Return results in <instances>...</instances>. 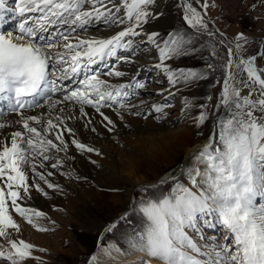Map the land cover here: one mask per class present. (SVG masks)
<instances>
[{
	"label": "snow or ice",
	"instance_id": "6c2138e0",
	"mask_svg": "<svg viewBox=\"0 0 264 264\" xmlns=\"http://www.w3.org/2000/svg\"><path fill=\"white\" fill-rule=\"evenodd\" d=\"M154 2L15 0V6L9 9L5 0H0L3 264L37 259L31 255L32 245L11 238L9 229L18 234L19 226L10 208L37 231H47L32 219L44 214L21 203L31 198L30 187L43 191L35 181L29 184L28 172L49 189L58 187L46 179V175H53L51 171L45 174L38 169L64 166L69 149L65 135L76 149L101 155L76 138L72 122L91 124L92 115L86 109H93L102 118L103 127L112 132L115 122L103 109L112 110L121 121L124 114L143 116L142 111L134 110L142 108L143 102L137 105L134 101L147 85L139 79V70L123 82L127 73L118 67L121 61L134 63L132 54L141 44L158 50L159 63L154 67L162 71L176 92L216 72L222 78L221 91L211 105V113L208 104L183 101L182 114L188 113L196 126L213 120L207 142L191 155L178 175H166L156 184L141 186L132 206L105 229L114 238L103 245V251L142 253L146 259L136 264H264V69H257L256 56L243 58L247 45L243 34L234 47L222 39L218 43L202 40L217 33L208 28L204 16L190 3L184 4V20L191 31L181 29L157 39L158 33H148L144 28L159 15L152 10ZM207 7L205 3L203 8ZM9 19L16 20L15 32L5 27ZM101 25L111 34L89 32L91 27ZM197 52H206L200 56L202 71L173 69L167 63ZM169 96L175 93L170 91ZM212 99L211 95L207 97L209 102ZM171 106L166 101L151 105L150 110L163 113ZM193 107L201 109L194 117ZM216 224L226 230L224 243L210 241L203 234V227ZM96 262L93 255L88 264Z\"/></svg>",
	"mask_w": 264,
	"mask_h": 264
},
{
	"label": "rangeland",
	"instance_id": "374dc122",
	"mask_svg": "<svg viewBox=\"0 0 264 264\" xmlns=\"http://www.w3.org/2000/svg\"><path fill=\"white\" fill-rule=\"evenodd\" d=\"M189 1L193 4V6L204 12V19L208 23V28L212 32L216 33V28H218L221 32L225 33L228 38L235 44L237 43V37L240 34H243V37L247 41L246 49L242 53L243 58L248 59L252 56H256V67L259 70L264 69V55H262L264 54V0ZM205 3L208 5L206 10L203 8V5ZM151 7L153 12L156 13V9L153 7V5ZM160 11L162 17L165 18L166 16H168V18L173 19L172 24H170L168 28L162 31L154 32H150L148 30V24L155 20L158 15H156L154 19H150L149 22L144 25V28L148 33L159 34L157 39L167 38L170 33L181 29L185 31H191L184 20V3H182L180 0H175V5L171 9H167L162 5V9ZM136 39L139 40L140 38L137 37ZM201 39L205 41L208 39H212L213 41L218 43L222 38L217 34L212 38L205 36L201 37ZM142 47L140 48L143 49V51L147 54L146 56H153L149 59L150 61L159 63V53L154 46L148 45L147 48L142 45ZM137 48L138 47H136V49ZM201 55H206V52H197L195 55L190 54L188 56L177 57L173 60L167 61V63L173 69L193 68L197 71H202L204 70V62L200 59ZM128 65L131 67L134 64L129 63ZM152 68L153 64H151L150 66V69ZM128 74V78H130L131 73ZM161 78H164L165 83L162 79H155L157 82L161 81L159 82V84L145 83L147 85V94H144L141 97H137L134 101V103L137 105H140L141 102H143L142 108L134 109L142 111L143 116L131 115L130 117L135 118L133 120H136L141 126L142 130H144L150 125L152 126L153 124L151 123H154L156 126H161L163 123L174 119L175 116L180 113L182 115L181 117H184L186 119L185 123H187V121H190L189 126L191 124L190 127L194 132L191 137L194 147L196 145H201V143L207 141L210 136L209 133L210 131H212L213 120L209 119L204 125L199 127L196 126V124L192 122L193 120L189 118L188 113H183L184 115L182 114L183 101L187 99L189 101H192L195 105H200L196 104V102L193 101V98L198 95V92L201 94H206L207 96L211 95L213 97L212 101H207L206 103L208 104L207 111L211 113L213 111L211 105L216 103L217 94L221 91L222 78L220 76V73H213L209 79L194 83L189 87H181L179 92H175V90L174 97L169 96V92L171 90L167 89H164L162 91L163 93L161 92L162 95L158 94L156 90L160 89L163 85H166L169 82L165 75ZM110 79H112L113 83L121 82V79L118 78ZM216 80H220L221 83H215ZM141 93L142 91L140 92V94ZM140 98H142V100ZM166 101L170 102L172 106L165 107L163 113H155L154 110H150V106L155 104L156 102L158 104H164L166 103ZM200 111L201 109L199 107H193L191 109V116H196ZM134 145L135 146L130 145V150L127 151L139 155L142 154L140 149H142L143 147H147L146 150L148 151H156L158 149L159 143L158 139L155 136H150L147 133H143V135L140 134L134 138ZM121 148L125 149L126 146ZM142 150L143 152L145 151V149ZM185 160L186 159H183V156H181L178 158L176 166H171L169 164L161 162H154L153 167L156 169L161 179L166 175H178L180 169L187 165L185 163ZM144 172L146 175H148V177H151L149 175V170L145 169ZM48 178V182H52L55 179V177L53 178L51 176H49ZM122 184L123 186H121L120 189L111 190L102 187L97 188V205H88V208L91 209L89 215H94L93 217L97 216V218L102 222L101 227H99L98 229H94L89 226L83 227L81 225H77L74 221H72L71 213L76 210H74V205L70 202V200L68 201V199L69 197L76 199L74 194L67 192L68 196L65 194L63 202L58 203V205H55V203L53 202L49 203V205H47V208L42 212L43 214H45L43 218L35 217V219L33 220L34 224H36L40 228L47 229V231H37L36 228H34L31 224H28V228H30L31 232L30 234L26 235V238L24 237L22 239H25V242L33 246L31 255L37 258L34 259L33 264H88L89 260H86L87 257L92 253V250H94V248L97 247L99 243L105 244L109 241H113L114 234L106 233L105 229L113 222L118 221L128 208L125 202V195L127 193L125 191V185L127 184ZM143 185L147 184L138 185L139 188H137L134 192L135 196L133 195V201L138 198L139 190ZM45 186L47 187V185ZM47 190L50 194H53L55 192V189H49L48 187ZM81 204V202L77 201L78 206H82ZM108 205H110V208L108 207ZM214 227L215 226H212V228ZM119 231L120 230H117V235ZM203 233H205L204 235L207 239L210 238L209 235H207V233L210 232L203 231ZM212 235L214 236V238L212 237L211 241H217L216 235L214 233ZM101 249H103V247H101ZM98 250L100 251V249ZM118 254L121 256L124 255L121 253ZM139 254V252H135L129 253L128 256L124 255V258H126L127 261L121 264H136V262L142 259H146V257H144L142 253L141 255ZM25 262L26 264H31L30 259H26L23 264ZM0 264H3L2 260H0ZM152 264H155V261H153Z\"/></svg>",
	"mask_w": 264,
	"mask_h": 264
},
{
	"label": "bare ground",
	"instance_id": "6f19581e",
	"mask_svg": "<svg viewBox=\"0 0 264 264\" xmlns=\"http://www.w3.org/2000/svg\"><path fill=\"white\" fill-rule=\"evenodd\" d=\"M5 2L9 6V9L15 6V0H5ZM162 5L167 9H171L175 5V0H155L153 7L159 15L155 20L148 24V30L150 32L162 31L168 28L173 22V19L168 18V16L164 18L160 14ZM15 24V19H9L5 26L8 30H11L10 27ZM89 32L97 36H106L111 34V30L102 25L98 27H91ZM142 45L143 44L138 46L135 53L132 54V59L134 60L133 66L130 67L128 65L129 63L121 61L119 62L118 67L120 70L127 73V77H129L128 73H131L130 77H133L139 70V79L142 76L140 79L141 81L159 84L161 81L157 82L155 79H162L161 77H164V74L161 70L154 67L157 63L149 60L153 56H146L147 54L140 48ZM119 54L122 56L128 55L126 52H120ZM151 64H153L152 69H150ZM127 77L123 78V82L126 83L128 81ZM104 78L110 79L108 77ZM162 80L165 83L164 78ZM164 89L171 90L172 92L175 91L169 82L156 91L161 93ZM141 91L142 93L139 94L138 97L147 94V89L140 90V92ZM140 99L142 100V98ZM155 104L158 103L156 102ZM86 110L92 115V123L86 124L84 120L72 122V126L76 130V138L85 145L95 148L101 153V155H96L95 153L86 151L82 152L76 149L73 145H71L69 137L65 135V139L69 140V149L67 156L64 157V166L60 169H52L50 167L38 169L45 174L51 171L53 173L51 177H55V179L50 183L58 187H55V192L50 194L45 186L46 183L39 180L38 177L33 176L31 171H29V184L31 185L33 184V181H35V183L39 184L43 191L38 192L35 187H30L29 191L31 198L21 202L23 206L31 207L43 212L49 203L53 202L55 205H58V203L63 202L65 194L68 196L67 192H69L74 194L76 198L73 199L69 197L68 199V201L70 200V202L74 205V210H76L71 213L72 221L83 227L89 226L91 228L98 229L101 227L102 222L97 218V216H90L89 212L91 209L88 208V205H97V188L102 187L111 190L120 189L121 186H123L122 183L127 184L125 185V191L127 192L125 195V202L126 206H128V210L132 205L133 195L135 190L139 187L138 185L155 184L160 180L158 172L153 167L154 162H161L171 166H176L178 158L183 156V159H186L185 163L189 164L191 155L207 142L205 141L204 143H201V145H196L194 147L193 141L191 140L194 132L190 127L191 124L189 126L190 121L185 123L186 119L181 117L182 115L180 113L175 116L176 119L174 118L169 120L161 126H156L154 123H151L153 124L152 126L150 125L148 128L142 130L138 122L133 120L135 118L130 117L131 115L124 114L123 121H121L115 112L109 109H103V111L109 115L111 119H113L116 125L115 131L109 132L105 127H103L102 118L99 114L95 113L93 109ZM92 127L96 128L95 132L91 131ZM143 133L155 136L158 139V149L152 152L146 150L147 147H143L142 149H145V151L143 152V150L140 149L142 154L139 155L128 152L127 150H130V145L135 146L134 138L137 135H143ZM124 146H126V148L122 149L121 147ZM60 155L64 156L63 153ZM48 163L50 164L51 162ZM145 169L149 170V175L151 177H148V175L145 174ZM48 177L49 176L46 175L47 181H49ZM77 201L81 202L82 206H78ZM108 207L110 208V205H108ZM10 214L19 226L18 234L14 229H9L11 238L15 240H21L24 237L26 238V235L31 232L30 228H28L29 223L11 210V208ZM29 215L32 214L29 213ZM43 216L41 218H43ZM202 231L210 232L212 234L214 233L217 237V241L224 243L226 230L222 225L216 224L214 228H212V226H205L202 228ZM210 233H207V235L210 237L208 240L211 241L214 236ZM5 247L7 248V245ZM101 247H103V245H99L96 249L98 251L97 264H121L127 261V259L124 258V255L121 256L115 251L106 254ZM98 249H100V251ZM139 255H141V253ZM30 261L31 264H33L34 259H30ZM24 264H26V262Z\"/></svg>",
	"mask_w": 264,
	"mask_h": 264
},
{
	"label": "trees",
	"instance_id": "16d2710c",
	"mask_svg": "<svg viewBox=\"0 0 264 264\" xmlns=\"http://www.w3.org/2000/svg\"><path fill=\"white\" fill-rule=\"evenodd\" d=\"M207 95L206 94H201L198 92V95L196 97L193 98V101L196 102V104H206L207 103ZM211 133V131H210ZM209 133V134H210Z\"/></svg>",
	"mask_w": 264,
	"mask_h": 264
},
{
	"label": "water",
	"instance_id": "95a60500",
	"mask_svg": "<svg viewBox=\"0 0 264 264\" xmlns=\"http://www.w3.org/2000/svg\"><path fill=\"white\" fill-rule=\"evenodd\" d=\"M218 33L226 40V36L223 33H221L220 31H218Z\"/></svg>",
	"mask_w": 264,
	"mask_h": 264
}]
</instances>
